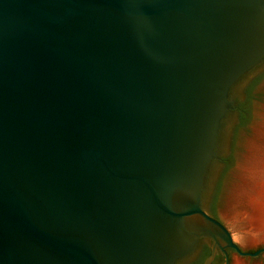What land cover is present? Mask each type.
<instances>
[{
	"label": "water",
	"instance_id": "1",
	"mask_svg": "<svg viewBox=\"0 0 264 264\" xmlns=\"http://www.w3.org/2000/svg\"><path fill=\"white\" fill-rule=\"evenodd\" d=\"M264 0H0V264H204Z\"/></svg>",
	"mask_w": 264,
	"mask_h": 264
},
{
	"label": "rangeland",
	"instance_id": "2",
	"mask_svg": "<svg viewBox=\"0 0 264 264\" xmlns=\"http://www.w3.org/2000/svg\"><path fill=\"white\" fill-rule=\"evenodd\" d=\"M244 104L247 111L240 121L239 105ZM264 125V68L258 71L243 87V99L236 98V109L229 131L227 149L221 159L215 186L209 197L207 210L219 217L230 229L234 241L242 250L253 251L264 246V239L256 242H242L238 237L239 229L233 224V215L243 206L236 197L242 184V171L249 156L251 144L257 139V131ZM225 159V160H224ZM240 230V229H239ZM211 239L199 240L197 250L177 264H204L201 253L210 246ZM229 264H264V253L259 256H242L234 249L225 248ZM212 250V249H211Z\"/></svg>",
	"mask_w": 264,
	"mask_h": 264
},
{
	"label": "bare ground",
	"instance_id": "3",
	"mask_svg": "<svg viewBox=\"0 0 264 264\" xmlns=\"http://www.w3.org/2000/svg\"><path fill=\"white\" fill-rule=\"evenodd\" d=\"M241 185L236 197L243 208L234 213L232 220L234 226L240 229H235L237 237L243 243H254L264 239V125L251 144Z\"/></svg>",
	"mask_w": 264,
	"mask_h": 264
},
{
	"label": "trees",
	"instance_id": "4",
	"mask_svg": "<svg viewBox=\"0 0 264 264\" xmlns=\"http://www.w3.org/2000/svg\"><path fill=\"white\" fill-rule=\"evenodd\" d=\"M238 110L240 112V121H242L243 119H245L246 117V109L244 104L239 105ZM225 160V159H224ZM212 216L215 217V214H213L212 212H209ZM216 218V217H215ZM218 219V218H217ZM212 254V250L210 246H205V248L203 249L202 253H201V261L205 262L206 259Z\"/></svg>",
	"mask_w": 264,
	"mask_h": 264
},
{
	"label": "flooded vegetation",
	"instance_id": "5",
	"mask_svg": "<svg viewBox=\"0 0 264 264\" xmlns=\"http://www.w3.org/2000/svg\"><path fill=\"white\" fill-rule=\"evenodd\" d=\"M215 217L216 218H218L220 221H222L219 217H217L216 215H215ZM231 249H233V248H231ZM228 260H229V256H228ZM225 264H226V255H225Z\"/></svg>",
	"mask_w": 264,
	"mask_h": 264
}]
</instances>
